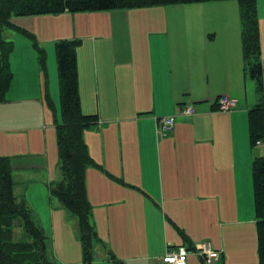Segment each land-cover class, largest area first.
<instances>
[{
  "label": "crops",
  "instance_id": "0c3cea01",
  "mask_svg": "<svg viewBox=\"0 0 264 264\" xmlns=\"http://www.w3.org/2000/svg\"><path fill=\"white\" fill-rule=\"evenodd\" d=\"M101 13L108 12L37 18L52 75L57 40L83 36L104 46L90 51L81 44L77 51L82 109L100 118L83 133L99 164L86 172L92 222L101 239L94 264H117L112 255L125 264H164L169 247L202 241L221 251L220 264H259L252 162L263 151L251 144L248 111L262 102L264 90L247 93L241 32L223 25L206 31L213 40L200 33L191 41L178 33L139 36L116 32L124 26L111 17L98 21ZM105 20L108 32L93 29ZM260 31L264 67L262 20ZM22 43L10 56L13 79L7 100L0 101V156L22 145L18 132L27 130L43 105L39 52L28 40ZM209 47L231 49L222 74ZM53 88L54 99V78ZM223 95L236 98L238 107L216 110ZM185 103L195 104L197 113H178ZM169 114L177 115L175 129L162 136L157 118ZM187 264L204 263L191 253Z\"/></svg>",
  "mask_w": 264,
  "mask_h": 264
},
{
  "label": "trees",
  "instance_id": "16d2710c",
  "mask_svg": "<svg viewBox=\"0 0 264 264\" xmlns=\"http://www.w3.org/2000/svg\"><path fill=\"white\" fill-rule=\"evenodd\" d=\"M202 1L207 0H0V101L7 100L13 79L10 53L14 50L13 42L3 38L1 29L3 25L14 26L13 15L108 11ZM238 3L244 70L261 92L264 90V67L258 3L257 0H238ZM80 44L78 38L55 42L61 104V120L56 124L61 178L50 184V188L51 193L57 195L62 205L77 218L83 264H93L94 241L101 239L92 222L93 205L87 195L86 172L90 166L99 164L91 156L83 133L87 128L98 126L100 118L97 113H85L82 109L77 55ZM34 45L38 48L40 66L45 69V50L36 42ZM248 118L251 144L256 149V141L264 137L263 102L249 109ZM252 175L257 253L259 264H264V153L255 155ZM15 186L11 157L0 156V264H57L47 255L48 236L34 218L27 199L16 195ZM17 224L30 235V241L14 240L13 228ZM111 260L125 264L113 255Z\"/></svg>",
  "mask_w": 264,
  "mask_h": 264
},
{
  "label": "rangeland",
  "instance_id": "374dc122",
  "mask_svg": "<svg viewBox=\"0 0 264 264\" xmlns=\"http://www.w3.org/2000/svg\"><path fill=\"white\" fill-rule=\"evenodd\" d=\"M257 3L259 23L262 20L264 27V0H257ZM113 11L115 13L112 15ZM105 12L108 13H101L97 20L101 21L108 17L117 19L125 28L123 31L116 30L118 33L131 32L139 36H146L152 32H164L169 35L178 33L186 36L191 41L192 39L197 40L196 35L198 33L208 40H213L210 33L206 32L209 31V27L216 29L226 25L236 34L241 32L238 0H207L202 2L159 4L140 8L113 9ZM38 16L13 15L11 21L14 26L3 25L1 29L3 38L12 41L14 49L15 46H23V39L28 40L38 49L34 45L36 42L40 48L45 50V60L48 65V70L44 69L43 73L45 87L41 112L28 123L26 131L18 132L17 137L22 142V145L17 147L14 154L9 157H11V166L16 178L15 189L19 190L27 198L29 206L34 211V218L48 236L47 255L49 259L57 264H80V260L83 263V246L80 240L77 218L62 205L57 195L51 193L50 188V184L59 180L57 175L60 172L61 161L56 124L61 120V104L56 54L54 55V72L52 75L49 61L47 60V48H45L38 34L43 29L42 23L37 19ZM106 23L107 20L99 26L94 25L93 29L108 32L109 29ZM204 27L207 28L205 29ZM80 37L82 39H78H81L83 50L91 51L94 45L97 49L104 48V46H101V42H95L93 45L92 42L87 41L83 36ZM200 47L203 48L204 45H200ZM209 49L212 52L214 67L222 74L231 62V49H225L224 47H209ZM241 51H243L242 37ZM81 56L84 57V52ZM246 75L250 82L247 93L255 96L254 91L258 90L257 84L248 74ZM53 78L57 92L54 99L47 97V94L55 91ZM174 129L175 127L170 132H173ZM258 148L256 146L257 150L264 153V150ZM20 171H23V174L17 176L15 173ZM16 195L20 197L18 194ZM13 229L14 240H31L30 235L21 225L17 224ZM98 243L97 240L94 241L95 247ZM95 260L96 256L94 257L93 252V264Z\"/></svg>",
  "mask_w": 264,
  "mask_h": 264
},
{
  "label": "built area",
  "instance_id": "2783aa9c",
  "mask_svg": "<svg viewBox=\"0 0 264 264\" xmlns=\"http://www.w3.org/2000/svg\"><path fill=\"white\" fill-rule=\"evenodd\" d=\"M236 104L237 102L235 99L222 97L219 101V109L229 110L235 107ZM194 112L195 108L190 105H187L184 109V113L186 114H192ZM174 123V116L162 117L159 121L160 132L166 133L168 131H171L173 129ZM257 143L264 146V138L258 140ZM194 251L200 255L204 264H218L220 260V252L214 249L211 243L208 241L198 244ZM189 253L190 250L185 246L173 248L169 250L168 254L164 257V261L168 264H186Z\"/></svg>",
  "mask_w": 264,
  "mask_h": 264
}]
</instances>
